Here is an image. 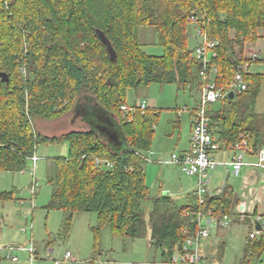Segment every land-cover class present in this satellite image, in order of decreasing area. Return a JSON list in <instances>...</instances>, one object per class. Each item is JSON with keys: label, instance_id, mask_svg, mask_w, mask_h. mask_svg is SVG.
Segmentation results:
<instances>
[{"label": "trees", "instance_id": "trees-1", "mask_svg": "<svg viewBox=\"0 0 264 264\" xmlns=\"http://www.w3.org/2000/svg\"><path fill=\"white\" fill-rule=\"evenodd\" d=\"M218 41V85H228L248 43L264 28V0H0V171H20L40 144L66 143L67 154L53 158L54 172L47 210L65 212L69 229L77 212H96L92 227L96 250L101 230L114 237L137 239L146 234L142 202L152 200L151 244L164 262L196 235L199 212L220 217L231 213L233 192L226 185L205 204L178 205L169 195L153 197L146 182L144 152L150 150L160 110L148 106L129 120L121 106L129 88L151 83L199 85L198 61L189 47V18ZM153 27L161 55L148 54L139 29ZM101 31L115 52L112 58ZM2 74H5L3 76ZM247 89L211 108V132L224 148L247 133L251 147H264V115L254 109L263 73L246 71ZM200 88V87H199ZM92 103L116 120L124 145L113 144L89 126L46 135L37 119H55ZM109 139V138H108ZM111 167L98 166L96 159ZM14 191H0V200ZM264 219V214H263ZM264 230L245 244L239 264H260Z\"/></svg>", "mask_w": 264, "mask_h": 264}, {"label": "rangeland", "instance_id": "rangeland-1", "mask_svg": "<svg viewBox=\"0 0 264 264\" xmlns=\"http://www.w3.org/2000/svg\"><path fill=\"white\" fill-rule=\"evenodd\" d=\"M189 31L188 44L194 50L200 39L192 26ZM139 33L143 48L148 54H163L164 48L157 41L155 28L141 27ZM259 35L264 58V28L259 29ZM248 46H251V43H248L246 48ZM258 65L264 69V63ZM196 92V88L189 85L151 83L139 88H129L126 94V102L130 106L146 101L147 105L160 110L151 146L155 154L149 156V162H146V182L153 197L169 195L179 205L194 200L192 194L187 193L189 187H192L193 181L190 179L193 178L182 172L179 165L167 163L166 160L173 153H181L182 149L178 143L179 129L175 122L181 119L184 124L188 121V126L190 122L192 124L191 112L186 109H192L195 105ZM219 104L217 102V105ZM82 108L81 113L88 119L85 125L104 134L109 142L113 141L108 138L112 133L120 132L117 122L113 121V124L104 118L92 103H85ZM254 111L261 116L264 114V81ZM77 113L71 110L59 118L37 119L35 126L46 135H59L82 129L77 127L82 125ZM184 124L181 127L182 140L185 137ZM67 148L66 143L40 144L36 152L39 160L35 169L30 160L23 170L0 171V191H14V199L0 200V246L15 245L11 256L19 258L18 261H12L6 248H2L0 264H30L25 248L32 245L37 255L33 264H54L55 260H61L68 250L73 255L72 259L63 264H159L163 260L161 252L151 244L149 213L152 200L144 201L141 205L146 220V234L143 237L134 240L114 237L108 228H104L99 235L96 250L93 249L95 239L92 231V227L98 223L96 212L75 213L70 228L66 230L63 227L65 212L47 210L45 205L50 201L52 194L48 177L54 172L53 158L66 154ZM145 152L144 156H148V151ZM221 153L219 152L216 158H220ZM218 169L223 173L222 169L225 168ZM33 186L36 187L35 193L32 191ZM229 228L210 226L211 236L201 245L204 259L201 264H238L244 253L250 226L241 221L232 225L230 230ZM50 248H53V252L47 255L46 250Z\"/></svg>", "mask_w": 264, "mask_h": 264}, {"label": "built area", "instance_id": "built-area-1", "mask_svg": "<svg viewBox=\"0 0 264 264\" xmlns=\"http://www.w3.org/2000/svg\"><path fill=\"white\" fill-rule=\"evenodd\" d=\"M189 22L200 39L193 50V56L199 64V98L192 109H186L187 111H190L192 115V138L189 148L181 153H173L166 162L177 164L182 172L198 178L195 198L199 205H204L209 194L208 186L210 176L220 165L230 166L232 175H238L242 167L247 164L258 167L264 171V147L255 151L251 147V139L247 133L241 134L239 140L230 144L227 148L233 152L230 161H218L214 157L215 152L221 150L223 146L221 142L213 137L210 128L211 118L209 115L211 107L215 103L229 97L231 92L235 94L247 89V82L244 79V73L248 71L251 60L258 58V53L252 52L245 62L237 64L234 77L228 85H218V66L213 61L216 57L215 48L218 45V41L211 39L207 32L198 26L195 16L191 15ZM147 107L148 105L146 101H142L139 105L130 106L125 104L121 106L125 116H127L129 120L132 119L133 113L138 109L144 112ZM247 153L255 155L256 160L251 163L245 161V154ZM30 160L33 162L35 169L39 157L35 153L30 157ZM96 164L98 166H112V163L109 160H102L99 158L96 159ZM32 191L35 193V186L32 187ZM235 218L245 221L247 213L244 211L241 214H237L235 217L232 213L229 214L222 212L220 217H215L203 211L199 212V229L196 235L188 237L183 244L176 249L169 262L161 261L159 264H201L203 261L201 245L203 241L211 235L210 226L213 225L216 228L226 229L231 226V223ZM256 220L261 221V231L264 230V219L261 216H256L253 220V230L250 232L248 239L255 238L257 234L261 232L255 228ZM23 231H25V229H23ZM248 239L246 241H248ZM14 247L16 246H0V250L6 248L11 260L18 261L19 258L17 256H11ZM25 249V251L28 252L30 264H33L37 258L34 246L32 245ZM72 256L71 251L68 250L63 258L61 260H55L54 264L68 262L72 259Z\"/></svg>", "mask_w": 264, "mask_h": 264}, {"label": "crops", "instance_id": "crops-1", "mask_svg": "<svg viewBox=\"0 0 264 264\" xmlns=\"http://www.w3.org/2000/svg\"><path fill=\"white\" fill-rule=\"evenodd\" d=\"M260 39H258L256 41V43L258 42V44H256V43L252 44L251 43V46H248L245 50V53H244L245 59H248L252 52L258 53V58L255 60H251V62H250V67H249L248 71L252 72V73H263L264 72V69H262L261 65H258V64L264 63V58H262V52L263 51H262V48L260 47V44H259ZM195 88L197 90V92H196L197 94L194 97V103H196L198 98H199L198 95H199V89H200L199 86H197ZM216 105H217V103H215L211 108H217L218 105L217 106ZM148 106H150V105H148ZM150 107H152V106H150ZM79 121H80L79 123H81L82 125H79L77 127H79V128L87 127L85 125V122L82 120L81 117H80ZM186 122L188 123V121H186ZM187 123H185V124L182 123L181 119H179L178 121L175 122V126L179 129V133H178L179 141H178V143H180V147L182 149L180 152L186 151L189 148L190 142H191L192 124L190 122V124L188 126ZM183 124L185 126V137H183V140H182V136H181L182 128L181 127L183 126ZM186 131H188V132L190 131V132L186 133ZM185 139H186V141H184ZM181 143H182V146H181ZM67 151H68V148H67ZM221 151H223L224 153H221ZM219 152L221 153L220 154L221 157L216 158V155H218ZM66 154H67V152H66ZM145 154H146V152H145ZM154 154H155V152L153 150H151V148H150V150H148V156L145 155L147 162H149L148 161L149 156L151 157V155H154ZM232 156H233V152L228 150L227 148H224V147L221 150L216 151L214 154V157L218 161H225V162L230 161L232 159ZM255 160H256L255 155L250 154V153L245 154V161L251 163V162H254ZM219 167H224L225 169H222L224 171H223V173H220L221 169L217 168L211 174L210 179H209V186H208L209 187L208 188V191H209L208 196L212 197V196L218 195L223 191V189L226 185L231 186L230 188L232 189V192H233L231 213L235 217L237 214H241L244 211L247 213V218L244 222L250 226V231H249V234H250V232L253 230V227H254L253 220L255 219V217L261 216L263 218V214H264V171L258 167L247 164V165H244L242 167V169L238 175H232L230 166L220 165ZM146 170H147V165L145 167V171ZM216 174H218V175H216ZM191 177L193 179H190V180L193 181V183L191 184L192 187H189V189L187 190V193L192 194V196L194 197L193 198L194 200H192L191 203H195V201H196L195 190L197 188L196 186H197L198 178L196 176H191ZM184 189H186V188H184ZM32 206L34 207V203H32ZM236 222H241V220H239L238 218H235L234 221L231 223V227L230 228L228 227L229 230L232 228V225H234ZM93 249H94V245H93ZM49 252H53V248L46 250L47 255L49 254ZM223 252H224V249L222 250V253H221L222 256H223ZM242 257L240 258V260L242 259ZM240 260L238 261V264H239ZM255 260L252 264H255ZM260 261H261L260 264H264V252L261 254Z\"/></svg>", "mask_w": 264, "mask_h": 264}, {"label": "water", "instance_id": "water-1", "mask_svg": "<svg viewBox=\"0 0 264 264\" xmlns=\"http://www.w3.org/2000/svg\"><path fill=\"white\" fill-rule=\"evenodd\" d=\"M98 35H99V37L101 38V40L107 45V47H108V50H109V52H110V54H111V56H112V58L113 59H115V52H114V50H113V47H112V45L110 44V41L108 40V38L105 36V34L103 33V32H101V31H98ZM3 76H5V74H2ZM234 93L233 92H231L230 93V98H234ZM104 117V116H103ZM104 118H106L107 120L109 119L112 123H113V121L114 122H116V120H114L113 118L111 119L110 117H104ZM114 124V123H113ZM120 128V127H119ZM109 140L111 141V140H113V141H111L114 145L115 144H118V145H124V138H123V134H122V131H121V129H120V132L119 133H112V135H110V138H109ZM255 228L257 229V230H259V231H261L262 230V224H261V221H259V220H256L255 221Z\"/></svg>", "mask_w": 264, "mask_h": 264}]
</instances>
